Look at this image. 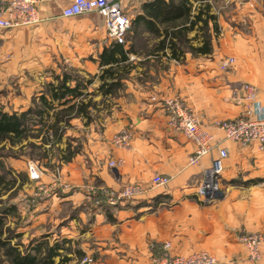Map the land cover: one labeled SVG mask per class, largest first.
Returning a JSON list of instances; mask_svg holds the SVG:
<instances>
[{
    "label": "crops",
    "instance_id": "obj_1",
    "mask_svg": "<svg viewBox=\"0 0 264 264\" xmlns=\"http://www.w3.org/2000/svg\"><path fill=\"white\" fill-rule=\"evenodd\" d=\"M72 1L44 5L37 26L0 31V49L13 54L7 66L19 77L23 95L31 98L37 92L50 100L51 86L68 78L71 88L81 85L80 96H69L66 106L54 101L51 112L57 114L74 105L77 109L82 103L86 106L67 128L70 148L78 150L61 171L74 189L55 193L37 208L35 220L54 223L59 229L54 242L70 244L68 257L77 252V263L90 256L95 264H155L157 254L151 246L170 243L173 255L204 251L224 264H264V244L262 259L253 263L241 240L244 235L264 234V151L257 144L243 147L226 140L216 126L246 112L251 104L246 98L248 85L256 89V107L264 108V0L204 2L211 7L209 14L216 18L219 32L216 35L210 22V52L186 51L180 58H174L169 48L159 49L163 25L149 28L143 22L149 18L146 5L157 0H122L132 22L138 18L142 22L132 27L124 47L125 51L132 48L128 60L114 66L121 76L112 92L101 88L111 82L103 78L111 64L104 63L101 55L114 45L106 42L104 19L97 13L63 18L62 9ZM224 6L228 13L222 10ZM201 7L193 1L192 18ZM200 26L188 32L197 50L203 47ZM116 57L121 60V55ZM228 57L235 63L225 71L221 64ZM23 97L20 112L30 106V99ZM175 97L186 101L203 130L229 151L221 191L212 202L202 201L194 185L217 151L198 165H189L196 147L168 127L162 105L165 98ZM122 130L132 134L130 149H119L111 142ZM66 136L58 143L62 153ZM111 161L123 164L110 167ZM158 175L171 178L167 188H152ZM54 177L46 175L42 183L48 185ZM85 182L113 191L138 185L146 192L117 206H95L86 198ZM65 249L62 245L56 258L64 256Z\"/></svg>",
    "mask_w": 264,
    "mask_h": 264
},
{
    "label": "built area",
    "instance_id": "obj_2",
    "mask_svg": "<svg viewBox=\"0 0 264 264\" xmlns=\"http://www.w3.org/2000/svg\"><path fill=\"white\" fill-rule=\"evenodd\" d=\"M57 0H0V31H12L22 27L37 26L41 23L42 7ZM97 13L104 19L105 31L110 42L127 44V35L132 27V19L125 12L122 0H73L61 12L63 18H74L82 15ZM235 63L233 57L226 58L221 68L229 70ZM247 100L251 103L246 112L238 118L217 123V127L224 133L225 139L239 143L243 147L257 144L264 151V108L256 107V89L245 87ZM153 101L156 98L152 99ZM162 105L167 117V125L175 133L183 134L195 145V152L189 159V165H198L202 159L211 155L215 150L210 167L204 170L202 178L194 185L196 195L204 202L214 201L221 191V177L224 172L225 161L229 151L218 144L214 136L203 130L202 123L196 112L186 101L179 97L165 98ZM132 134L129 130H122L112 138V144L119 149H130ZM123 161H111L110 167L121 166ZM28 175L32 181L41 180V171L34 164H29ZM171 182L169 177L156 176L152 180L154 188L166 187ZM73 186L62 181L61 176L55 175L53 182L38 187L31 200V207L37 209L55 193L70 192ZM86 198L95 206H117L123 202L139 199L145 194V189L138 185H127L120 191H113L104 187L87 186L84 188ZM246 245L249 260L257 263L262 259L264 234H249L241 238ZM157 256L155 264H224L208 252H198L188 256L173 255L171 244L152 245ZM81 264H94L90 256L83 258Z\"/></svg>",
    "mask_w": 264,
    "mask_h": 264
},
{
    "label": "trees",
    "instance_id": "obj_3",
    "mask_svg": "<svg viewBox=\"0 0 264 264\" xmlns=\"http://www.w3.org/2000/svg\"><path fill=\"white\" fill-rule=\"evenodd\" d=\"M193 1L200 2L202 7L198 15L192 18ZM207 0H157L149 5H146V16L149 18H143L144 24L149 28L156 27V23L164 26V38L159 44L160 50L169 48L174 58H180L186 51L196 54L200 52L208 54L210 52V46L213 42V36L210 34V22L213 23V30L216 35L219 32V27L216 23L214 15H210L211 7L204 2ZM153 19H152V18ZM151 18V19H150ZM142 22L138 18L135 22H132V27H138V24ZM199 23L202 26L199 27L202 32V43L203 47L198 50L192 46V39L188 38V32L192 31ZM131 27V29H132ZM131 31V30H130ZM130 31L127 35L129 37ZM113 47L101 55L104 63L111 64L110 68L104 71V77H109L111 82L104 83L101 88H106V92H112L117 88V81L120 76L119 71L115 69L119 62L127 61V54L132 52V48L125 51V45L113 43ZM121 55V60L116 55ZM67 76V75H66ZM67 79L64 78L61 83L56 86H51L49 93L51 99L48 100L44 95L39 98L37 105H32L28 110L18 113H8L0 110V143L9 142L10 145H14L17 142H21L26 138L27 133L30 130L28 126L29 119L37 117L40 119L41 124L45 125L43 134L45 138L44 144L46 145L50 132H53L56 136L58 135L60 123L62 122L63 113L71 112L75 109L74 106L60 111L56 114V119L52 125L46 126V117H49L50 112L54 110V101H59L60 106L67 105L69 96L76 98L80 96L81 85L77 84L74 88L67 85ZM86 106L84 103L78 108L79 111H83ZM61 136V134L59 135ZM60 139V137H58ZM57 138V140H58ZM67 153L63 159L69 160L73 153L70 145L67 147ZM75 153V151H74ZM0 157V184L6 183L7 186H15L17 182L16 177L12 169H7L5 163ZM12 175V178L8 180V176ZM15 177V178H14ZM9 186V187H10ZM17 212V205L9 202H2L0 205V249H5V254L10 260L11 264H54V259L60 255L62 245L55 243L49 245L48 241H43L39 245L30 248L27 246L24 251H21L18 246L12 245V238L19 236L18 233L11 232L10 229L5 228L6 219L9 215ZM6 236L3 238V235ZM10 234V235H9Z\"/></svg>",
    "mask_w": 264,
    "mask_h": 264
},
{
    "label": "rangeland",
    "instance_id": "obj_4",
    "mask_svg": "<svg viewBox=\"0 0 264 264\" xmlns=\"http://www.w3.org/2000/svg\"><path fill=\"white\" fill-rule=\"evenodd\" d=\"M225 8L226 6H224L222 10H225ZM226 11L228 13L229 10L227 9ZM128 40L129 39L127 37V41ZM144 40L145 38H141V41L144 42ZM107 41H109L108 38H106V42ZM12 60V53H7V51L4 49H0V110L8 113L20 114L22 113L20 112V104L22 103L21 100L25 99L23 96H25L27 99L30 97V95L22 94L21 87L23 85L21 84L19 77L17 75L11 74V68L7 65H9ZM69 74L73 76L78 75L72 74L70 72ZM32 96L33 97L29 98V107L34 104L37 105L39 98L41 97L37 96V92ZM16 100H18V102ZM93 105L94 108H97L96 103ZM78 113V108L72 110L71 112L63 113L62 128L60 126L61 130L57 136L53 132H50L46 145L44 144L45 138L43 134L45 125L41 124L40 119L35 116L29 119L28 126L30 127V130L27 133L25 139L19 143L17 142L14 145H10L9 142L0 143V157H2L1 159L3 160V163H5L7 169L13 170L14 176L17 180L15 186L13 187L10 185V187L7 186L6 183L0 184V205H2V202H9V204L15 203L17 205V212L7 217L5 228L8 230L10 229L11 232L19 234V236L12 238L11 244L18 246L21 251H24L27 246H30V248L33 249V247L39 245V243L43 241H48L49 245L55 244L53 239L59 232V229L55 228L54 223L51 224L48 222V220L46 222H42L41 224L35 220L37 213L39 212L37 209L31 207V200L34 193L38 190V187L46 186V184L42 183V177H45L46 175L52 174L55 176L59 174L64 183L69 185L71 184L67 182L68 180H65L61 170L63 164L68 161L63 159L65 155L69 153L67 152V147L69 145L71 146V138L68 136L69 130L67 131V128L70 126V121L74 118H77L76 116ZM55 119L56 113L51 112L49 117H46V126L52 125ZM60 134L61 136H59ZM65 134L68 136H66L65 140L67 147L65 148L64 153H62L58 143ZM58 137H60V139ZM81 137L83 138V135L79 138ZM77 150L78 148L74 149L75 152ZM74 151H72V153ZM29 164L36 165L41 171L40 181L35 182L30 179L27 171ZM158 176L166 177L162 175ZM11 178L12 175H9L8 180ZM84 184L86 186L95 185L93 182H85ZM71 186L74 187L73 184ZM167 187L168 186L158 187L156 189H164ZM152 188L154 187L152 186ZM6 234L7 232H5L3 238L6 236ZM62 245H65L66 248L63 253L64 256L56 258L54 260V264H81L83 258H81L78 263L76 262L75 257H80L77 252L72 253L73 256L68 257L71 247L69 246L70 244H63L62 242ZM5 251V249H0V264H11L10 260L5 254Z\"/></svg>",
    "mask_w": 264,
    "mask_h": 264
}]
</instances>
